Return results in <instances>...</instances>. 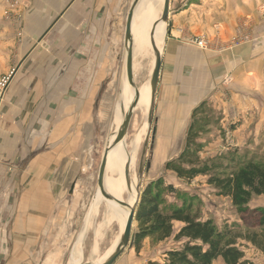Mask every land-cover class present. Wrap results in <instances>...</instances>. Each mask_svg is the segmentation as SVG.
<instances>
[{
  "label": "crops",
  "instance_id": "crops-1",
  "mask_svg": "<svg viewBox=\"0 0 264 264\" xmlns=\"http://www.w3.org/2000/svg\"><path fill=\"white\" fill-rule=\"evenodd\" d=\"M18 1L9 8L8 0H0V77L10 75L48 31L0 100V264H53L60 227L52 209L57 191L72 180L73 144L92 142L106 77L99 46L106 16L119 24L120 12L110 10L115 0ZM162 8L163 0H154V22ZM259 14L264 15V0H169L152 113L156 162L178 156L192 111L202 101L221 112L223 127L239 122L248 96L264 95V61L254 57L264 56V37L235 47L227 42L247 16L263 34ZM191 35L208 38L211 47L188 43ZM250 247L246 257L264 264V253ZM213 264L224 263L218 257Z\"/></svg>",
  "mask_w": 264,
  "mask_h": 264
},
{
  "label": "rangeland",
  "instance_id": "rangeland-1",
  "mask_svg": "<svg viewBox=\"0 0 264 264\" xmlns=\"http://www.w3.org/2000/svg\"><path fill=\"white\" fill-rule=\"evenodd\" d=\"M10 1L14 7L19 5L18 0ZM130 4L131 0H115L113 8L110 9H116L120 12L118 15L120 20L119 24L117 20L114 22L113 18L109 17V19L106 16L109 21L107 20L105 25L103 46L101 48L99 46V54L105 55V86L103 92L99 95V109L94 112L92 122L95 129L91 137L92 142L73 144V155L77 160H74L71 165L72 180L67 182L64 189L57 191L56 208L52 209V216L58 218V227L60 228H58L59 230L57 232L58 254L56 256V262L53 264H69L76 241L85 227H87V230L84 233L81 244L82 259L79 264L94 263L95 260L104 255L117 235L118 226L115 224H109L102 232L96 233L102 220L101 217H103V202L100 203L96 215H92V205L94 204L97 191V172L101 156L104 147L117 128L114 118L117 105L122 101L121 97H123V92L121 91H123L124 85V26ZM261 16L260 14L258 15L259 21L262 20L264 23V15L262 17L263 19ZM244 19L247 24L243 22L242 30H240V27L236 28L227 39L229 43L233 36H241V38L237 36L239 38L237 40L238 43L233 44L232 47L252 42L256 38L264 37V32L262 34L259 30L254 31V28L256 29L254 25L257 22H255L253 16H247ZM262 54L258 53L254 57L264 61ZM151 70V50L147 47L140 54L135 55L134 44L133 78L138 89L149 82ZM248 98L249 104H247V109L239 118V122H236L234 125L229 124L222 127L220 120L218 125L213 124V122L206 128V131L203 132L199 139L204 143V148L199 155L201 159L214 156L234 147L250 153L255 152L257 155L262 154L264 151V95H251ZM214 111L216 113L212 118H216L218 114L221 116L219 110L214 109ZM145 120V108L136 107L124 139L125 149L129 152L131 150V141L135 137L139 138L133 163L130 166V174L135 175L138 179L139 184L137 188L139 189V200L146 184L160 178L165 184L173 185L176 192L191 200L193 208H198L201 219H212L219 229L233 227L237 234L244 233L247 226L244 224L245 221L242 219V215H239L231 207L228 198L216 195L215 189L206 184V177L199 176L191 181L181 179L177 181L173 172L164 169L165 160L161 159L159 162H156V160L152 159V149L150 146L153 121L151 120V124H147L145 128V123L147 122ZM238 132L242 137L237 138L235 136V133ZM146 137L148 138V143L142 160V177L139 178L138 170ZM183 147L184 145L181 150ZM149 163L150 166L152 165L150 170H148ZM58 170V183H63L64 175L61 173L63 170ZM113 173L111 170H107L106 175L116 177L117 174ZM163 196L168 201L175 200V196L171 193H164ZM248 206L249 208L264 206V195L253 197ZM88 220L89 223L87 222ZM136 225L137 223L133 227L134 233L136 231ZM177 226L178 224H175V228ZM240 242L244 244L242 248L245 253L249 254L251 252L250 246L252 245L244 240H240ZM94 246H96V250L93 255L92 251ZM170 246V240L155 243L146 238L143 240L139 252L136 253L132 242L113 264H149L150 262H161L162 252ZM46 255H41L42 262L45 260Z\"/></svg>",
  "mask_w": 264,
  "mask_h": 264
},
{
  "label": "trees",
  "instance_id": "trees-1",
  "mask_svg": "<svg viewBox=\"0 0 264 264\" xmlns=\"http://www.w3.org/2000/svg\"><path fill=\"white\" fill-rule=\"evenodd\" d=\"M215 113L208 101L193 109L184 147L176 158L165 162L164 169L184 181L206 177V184L216 195L230 200L247 228L237 234L233 227L219 229L212 219H201L191 200L158 178L141 193L133 244L136 253L146 238L155 243L170 240L171 246L162 252L161 262L149 264H213L218 257L224 264H255L246 257L240 240L264 253V206H248L253 197L264 195V151L257 155L234 147L201 159L204 143L200 137L208 126L221 120L220 114L212 118ZM164 193L173 194L175 200L168 201Z\"/></svg>",
  "mask_w": 264,
  "mask_h": 264
},
{
  "label": "bare ground",
  "instance_id": "bare-ground-1",
  "mask_svg": "<svg viewBox=\"0 0 264 264\" xmlns=\"http://www.w3.org/2000/svg\"><path fill=\"white\" fill-rule=\"evenodd\" d=\"M156 18L157 16L156 13L154 12V0H146V2H143L142 4L139 5L135 13V19L132 25V33L134 38L133 40L135 44V55L140 54L143 49H147L148 47L152 53V68L154 64L155 54L152 48V44L150 42V30ZM165 33H166L165 23L161 21L158 22L153 32V45L160 52L162 51L161 45L163 43ZM121 92H123V97H121L122 101L117 105V111L114 118L117 127L122 120L123 112L127 110L134 96L133 89H131L127 85L125 79H124L123 91ZM139 92H140V98L137 107L145 108V113L147 118L149 100H150V83L147 82L145 85L140 87ZM146 127H147V122L145 123V128ZM112 137L113 135L111 136L110 140L112 139ZM138 140L139 138L135 137V139L131 141L132 142L130 144L131 150H129V152L126 151L125 149L124 141L120 142L110 151L107 160V170H111L112 172L116 173L117 176L110 177L109 175H106L105 178L106 190L110 194L118 198L119 200H123L124 202L130 205H133L138 200L137 187L139 183L137 177L135 175L130 174V187L128 188L126 186L123 168L128 158H130V162H131L130 166L132 165L133 158L139 143ZM102 202H103V207H102L103 217L100 216L102 220L96 230V233L102 232L103 229L106 228L109 224H115L116 226H118V231L114 241L112 242L108 250L104 253L103 256L95 260L94 263L92 264H99L106 257H108L111 254V252L114 250L115 246L118 243L119 237L123 229V224L128 213L127 209L124 206L120 205L119 203L115 201L104 200L97 189L95 195V201L94 204L92 205V215H96V213L98 212V207ZM87 222L89 223V220ZM86 230L87 227H85L81 232V234L79 235L75 247L73 249L71 258L69 260V264L80 263L82 259L81 244ZM95 247L96 246H94L92 251L93 255L96 250Z\"/></svg>",
  "mask_w": 264,
  "mask_h": 264
},
{
  "label": "water",
  "instance_id": "water-1",
  "mask_svg": "<svg viewBox=\"0 0 264 264\" xmlns=\"http://www.w3.org/2000/svg\"><path fill=\"white\" fill-rule=\"evenodd\" d=\"M141 0H133L127 15L125 19V26H124V79L126 80L127 85L133 89L134 91V96L129 104L127 110L123 112L122 114V120L119 123L115 133L113 134V137L111 140H109L104 147L100 164L98 167V172H97V182H96V187L102 196L104 200H110V201H115L119 203L120 205L124 206L128 213L127 217L124 221L123 224V229L121 232V235L119 237L118 243L115 246L114 250L111 252V254L106 257L102 262L99 264H113L115 260L125 251V249L130 246L134 240V232H133V227L136 223L135 221V215L137 211V206L139 202V194H138V200L133 204L130 205L123 200H119L112 194H110L106 190L105 186V178H106V172H107V160H108V154L110 151L120 142L124 141L127 130L130 124V120L132 117V114L134 110L137 107V104L139 102L140 98V92L139 89L136 87V84L134 82L133 78V54H134V38H133V33H132V25L134 22V16L136 12V8ZM168 14H169V0H163V8H162V13L160 15V18L152 24L151 30H150V42L152 44V48L154 50L155 54V59H154V64L152 71L150 73V78H149V83H150V100H149V108H148V113H147V124H151L152 120V113H153V105H154V98H155V92L159 80V74L161 70V58H162V53L158 51V49L153 45V32L154 29L157 25L158 22H167L168 19ZM48 30H46L37 40L36 43L33 45V47L28 51L18 62V64L13 68V70L10 73L9 76V81L12 79L13 75L16 73L22 62L25 60L26 56L31 52V50L36 46L38 42L42 39V37L47 33ZM148 143V138L146 137L145 139V144H144V149L142 152V158L138 170L139 178L142 177V160L144 158L145 150H146V145ZM130 158L127 159L123 172H124V178L126 182V186L129 188L130 187ZM137 190H139L137 188Z\"/></svg>",
  "mask_w": 264,
  "mask_h": 264
},
{
  "label": "built area",
  "instance_id": "built-area-1",
  "mask_svg": "<svg viewBox=\"0 0 264 264\" xmlns=\"http://www.w3.org/2000/svg\"><path fill=\"white\" fill-rule=\"evenodd\" d=\"M7 3H9V5H8L9 8L14 7V5L11 4L10 0H8ZM237 36H239V35H235L232 37V39L228 43L229 46H232L233 44L238 43L237 40H239V38H237ZM239 37L241 38V36H239ZM187 41H188V43H190V44H192V45H194V46H196L202 50H208L211 47L210 46L211 45L210 40L204 36H201V35L187 37ZM9 76L10 75H3L0 77V100L2 98V95L5 91L8 83H9Z\"/></svg>",
  "mask_w": 264,
  "mask_h": 264
}]
</instances>
